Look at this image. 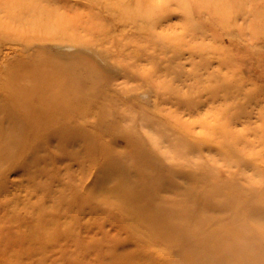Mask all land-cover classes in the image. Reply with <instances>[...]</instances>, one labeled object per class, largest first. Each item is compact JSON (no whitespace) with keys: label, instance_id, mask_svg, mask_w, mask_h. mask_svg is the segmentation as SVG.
Wrapping results in <instances>:
<instances>
[{"label":"rangeland","instance_id":"374dc122","mask_svg":"<svg viewBox=\"0 0 264 264\" xmlns=\"http://www.w3.org/2000/svg\"><path fill=\"white\" fill-rule=\"evenodd\" d=\"M0 101V264H264V0H0Z\"/></svg>","mask_w":264,"mask_h":264},{"label":"bare ground","instance_id":"6f19581e","mask_svg":"<svg viewBox=\"0 0 264 264\" xmlns=\"http://www.w3.org/2000/svg\"><path fill=\"white\" fill-rule=\"evenodd\" d=\"M69 90V89H68ZM63 91V90H62ZM66 91V90H65ZM72 93H74V91L72 90ZM71 94V93H70ZM33 95H38L37 93L36 94H33ZM62 95H63V93H62ZM73 95V94H72ZM16 96H19V95H16ZM42 96V95H41ZM41 96H40V98H41ZM68 96V95H67ZM20 97H21V95H20ZM20 97H15L14 96V101H15V103H22V102H19L21 99H20ZM38 97V96H37ZM70 97V96H69ZM76 97V96H75ZM62 98V97H61ZM60 98V99H61ZM67 98V97H66ZM30 99V98H29ZM31 99H32V96H31ZM30 99V100H31ZM36 99V98H35ZM39 99V98H38ZM46 99V98H45ZM33 100V99H32ZM62 100V99H61ZM60 100V101H61ZM2 101H0V156H1V153H4V154H6V152H5V147H9V146H6L7 144H10V142H13L14 140H16V142H17V144L21 141V138L18 140L16 137H18V136H20V135H23V132H24V130H22V129H20L19 127H18V125H16L15 126V124H14V122H13V117L12 116H8L7 117V119H5V114L9 111V109L8 108H6V107H3L4 106V104L3 103H1ZM31 103H32V105H33V102L32 101H30ZM47 101H41L40 102V104H38V105H36L35 103V106H33V107H31L32 109L33 108H38V110H40L39 112H43V113H47L48 112V114L47 115H52V116H54V115H56V112L61 108L59 105H57V103H59V101L58 102H52V101H48L47 103H48V105H47V103H46ZM24 103V102H23ZM65 103H67V102H65ZM25 104V103H24ZM20 105V104H19ZM26 105V104H25ZM63 106V105H62ZM20 107H21V105H20ZM27 107V110H28V106H26ZM22 108V107H21ZM75 108V107H74ZM72 109V108H71ZM45 110V111H44ZM24 111H26V108H25V110ZM14 112V111H13ZM27 112H29V111H27ZM26 112V113H27ZM59 112V111H58ZM65 112V111H64ZM42 113V114H43ZM71 115V114H70ZM41 116V115H40ZM39 116V117H40ZM29 118V117H28ZM63 118V117H62ZM62 118H61V120H62ZM16 120H17V118H16ZM29 121V123L31 124L30 126H29V129L30 130H35V129H38V128H40L43 124H45V125H47V123H48V118L46 117V119L42 122V124H40V122H38V120H36V121H34L33 123H32V121H30V120H28ZM50 122V121H49ZM12 126H13V128H12ZM71 128V127H70ZM28 129V128H27ZM29 130V131H30ZM82 131V128L81 129H78V131ZM72 133V132H71ZM82 133V132H81ZM80 133V135H84V143L86 144L87 142H89L88 141V139H87V135H86V132L84 133V134H81ZM26 134H27V132H26ZM56 139V138H55ZM80 141L82 140L81 138H78ZM71 140V139H70ZM58 141V140H57ZM68 142V141H67ZM46 146V145H45ZM48 147V146H47ZM67 148V147H66ZM63 150V149H62ZM79 150V149H78ZM9 152V151H8ZM57 152V151H56ZM62 152V151H61ZM95 153H96V151H95ZM90 155L92 156L93 154H89V153H87V164H89V162L91 161V159H90ZM12 156V155H11ZM79 159V158H78ZM0 166H1V169H0V171L2 170V168L7 164V163H5V162H3V161H1V159H0ZM62 163V162H61ZM83 165V164H82ZM27 169H29V167H25L24 169H23V173H26L28 170ZM87 174H88V176L86 177V179L88 180V181H90L89 180V175H90V173H89V170H88V172H87ZM1 176V175H0ZM85 179V182L83 181L82 182V186H84V190H77V193H75L76 195L77 194H79L80 196H81V200L83 201V202H85L86 201V203L87 204H89V203H91V202H93V200L94 201H96V202H102V197H103V194L105 193V187H103L102 188V190H101V193H99V194H96V192H93L92 191V189H90V187H89V185H90V183L87 181ZM128 180V179H127ZM129 181V180H128ZM127 181V183H125V184H122L121 185V187H118L117 189H116V191L117 190H120L122 187H124V185L125 186H127L128 185V182ZM93 182V181H92ZM30 183V182H29ZM94 183V182H93ZM11 184L12 183H10V182H5V183H3L1 186H0V189L3 191V190H5L4 192H7V189L8 188H10V187H13L14 188V185H12L11 186ZM18 187V191H21L22 189H23V191L27 188V187H24V185H20V186H17ZM92 187H93V185H92ZM27 190V189H26ZM112 191H114V190H112ZM115 192V191H114ZM103 193V194H102ZM11 196V195H10ZM6 198V197H5ZM41 198V197H40ZM39 198V199H40ZM2 199H4V198H2ZM65 199V198H64ZM71 199H73V198H71ZM44 200H43V198H41V200H39V203L40 202H42V203H44L45 204V202H43ZM72 201V200H71ZM88 201V202H87ZM106 201V200H105ZM105 201L103 202L104 204H105ZM11 202V201H10ZM68 207V206H67ZM84 210H86L87 208H88V206L87 205H84ZM90 208V207H89ZM66 210V209H65ZM75 210V209H74ZM62 213H64V212H62ZM61 213V214H62ZM69 213V212H68ZM88 216L89 215H93L94 213H92V212H90V211H86L85 212ZM65 217V216H64ZM85 236L87 237V236H89V232H85ZM55 238H56V236H55ZM51 241H53V239H51V240H47V241H45L46 242V247L48 246V244L51 242ZM43 246H45V243H43L42 244ZM48 247H50V246H48ZM47 249H49V248H47ZM49 252H50V250H49Z\"/></svg>","mask_w":264,"mask_h":264}]
</instances>
